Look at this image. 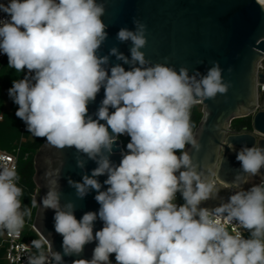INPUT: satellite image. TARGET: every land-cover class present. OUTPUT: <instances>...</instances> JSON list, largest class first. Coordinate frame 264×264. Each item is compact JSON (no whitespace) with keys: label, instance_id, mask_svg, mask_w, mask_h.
Segmentation results:
<instances>
[{"label":"clouds","instance_id":"9594fccd","mask_svg":"<svg viewBox=\"0 0 264 264\" xmlns=\"http://www.w3.org/2000/svg\"><path fill=\"white\" fill-rule=\"evenodd\" d=\"M256 2L264 11V0ZM0 14V53L10 68L27 70L8 89L18 105L15 115L35 137L58 149L74 148L78 168L89 160L97 165L81 181L67 179L78 199L96 193L99 209L80 219L74 202L61 203L60 170L47 174L41 203L54 211L62 251L33 241L37 253L28 264H67L64 257L80 256L94 241L91 259L71 264H112L113 254L116 264H264V184L235 191L227 202L220 198L213 209L200 206L217 199L220 189L215 174L190 154L201 149L190 116L199 100L228 93L231 84L219 62L192 74L184 66L151 62L142 51L147 25L135 17L134 30L122 27L116 34L120 43L131 42L130 56L117 46L102 55L109 27L103 0H7L0 2ZM102 88L104 98L89 114ZM122 135L130 141L117 164L111 157ZM236 160L240 172L233 184L239 187L240 175L264 169V147L242 146ZM17 180L14 168L0 169V228L16 235L31 215L22 210ZM98 220L102 227L94 231ZM233 221L249 238L227 230Z\"/></svg>","mask_w":264,"mask_h":264},{"label":"water","instance_id":"95a60500","mask_svg":"<svg viewBox=\"0 0 264 264\" xmlns=\"http://www.w3.org/2000/svg\"><path fill=\"white\" fill-rule=\"evenodd\" d=\"M103 2L106 14L102 19L109 27L108 39L100 50L102 55H106L111 47L117 46L121 52L130 56L131 42L120 43L116 40V34L122 27L134 30L135 17L147 25V45L142 51L151 62L166 63L177 70L184 66L192 74L196 70L206 73L212 62L217 61L224 70V80L231 84L227 94L198 101L202 105L203 117L193 135L201 144V149L199 152L190 149V154L194 162L206 172L215 174L211 178L220 189L217 199L204 201L200 206L213 209L221 204L220 198L227 202L235 191L264 184V169L255 176L240 175L239 187L233 184L240 172L236 153L241 147H264V95H259L257 89V83L264 81V75L257 73L258 63L264 57V11L256 0ZM111 62L117 63L115 57L111 58ZM103 98L102 88L95 102L89 104V114L95 113ZM248 116H252L251 129L232 128L235 119ZM122 149L121 140L118 139L111 157L117 164L120 162ZM34 166L33 178L39 189L34 227L42 240L52 245L53 251H62V237L53 227L54 211L45 209L41 203L48 190L47 174L60 170L61 203L74 202V214L80 219L85 212L99 209V204L94 199L96 193L92 191L83 199H78L67 179L71 177L75 181H81L82 174L87 172L90 175L97 165L89 160L82 170L76 166L74 148L58 149L45 141L35 155ZM99 179L103 182L106 176ZM101 227L102 222L98 220L94 231ZM94 247L95 241L86 245L80 256H66L64 259L67 264H71L74 259H91ZM110 260L112 261L111 256Z\"/></svg>","mask_w":264,"mask_h":264},{"label":"trees","instance_id":"16d2710c","mask_svg":"<svg viewBox=\"0 0 264 264\" xmlns=\"http://www.w3.org/2000/svg\"><path fill=\"white\" fill-rule=\"evenodd\" d=\"M23 72H17L15 69L10 68L8 66V61L0 60V114H3V119L0 120V148L11 150L13 147L20 144L22 151V158L19 162V170H18V179L19 184L17 185L22 189V195L20 197L22 208H28L31 210V222L34 220L35 213L37 207L32 206V197L31 194L37 188L34 182V158L37 151L46 141L45 138H38L33 135L30 138L31 133L27 131L25 123L19 119L15 113L18 109V105H16L13 101L9 109H5V96L3 95V91L12 87L13 81L22 79ZM203 117L202 109L199 105H194L191 109V123L194 125L193 134L195 129L198 127L201 119ZM23 127L24 130L21 128ZM232 128L235 130H244L252 128V116L243 117L235 119ZM123 138V148L126 150V145L130 141V137H122ZM16 144H15V143ZM29 153L27 159H24V155ZM180 153L177 152V155ZM176 197L179 199V204L184 203V200L180 193H177ZM25 237L30 238L32 241H41L43 240L40 236L32 230L29 226L24 228ZM44 250H46V244H43ZM37 252V251H36ZM2 252H0V264H4L2 260ZM114 258V254L111 256V259Z\"/></svg>","mask_w":264,"mask_h":264},{"label":"built area","instance_id":"2783aa9c","mask_svg":"<svg viewBox=\"0 0 264 264\" xmlns=\"http://www.w3.org/2000/svg\"><path fill=\"white\" fill-rule=\"evenodd\" d=\"M0 2L6 3L7 0L0 1ZM2 15L3 14H0V16ZM0 60L8 61L7 55L0 53ZM257 73L264 75V57L258 63ZM25 75H27V70L23 72V77ZM257 89H258L259 95H264V81L257 83ZM120 137H127V135H122ZM121 144L123 147L122 141H121ZM28 156H29V153H26L24 155V159H27ZM21 158H22V151H21L20 144L13 147L11 150L0 148V169H2L3 167L14 168L18 176L19 162ZM18 184H19V179L17 180V185ZM31 197H32V201L33 200L36 201L35 206L37 207L38 198H39L38 187L31 194ZM21 207H22V204H21ZM30 219H31V215L25 216L24 225L20 229L18 235L14 233H9L7 229L0 228V252H2L1 258L4 261V264H28L29 257L35 255L37 249L33 246V241L30 238L25 237V230H24L26 226H29L32 230H34L37 233L34 227V220L31 222ZM226 228L232 234H234L233 230L235 229L237 231H240L244 238H249L250 236V233L248 232V230H245L242 227H240L235 221L229 224H226ZM46 246L48 248L47 244ZM112 264H116L115 256L112 259Z\"/></svg>","mask_w":264,"mask_h":264},{"label":"rangeland","instance_id":"374dc122","mask_svg":"<svg viewBox=\"0 0 264 264\" xmlns=\"http://www.w3.org/2000/svg\"><path fill=\"white\" fill-rule=\"evenodd\" d=\"M3 95L5 96V109L7 110V109H9L10 108V106H11V103H12V99H10L9 98V95H8V90H4L3 91ZM195 105H199L200 106V108L202 109V105H200V104H198V102L195 104ZM0 115H2L3 116V114L1 113ZM0 120H2V119H0ZM234 122V121H233ZM233 122H232V124H233ZM23 130H24V128L23 127H21ZM33 137V134L31 133V135H30V138H32ZM119 139H121V141H122V143H123V138L122 137H119ZM15 143V142H14ZM17 143V142H16ZM15 143V144H16ZM125 150V149H124ZM175 203H177V205L179 204V199L176 197V200H175ZM41 238V237H40ZM42 239V238H41ZM37 253V252H36ZM35 253V254H36Z\"/></svg>","mask_w":264,"mask_h":264}]
</instances>
